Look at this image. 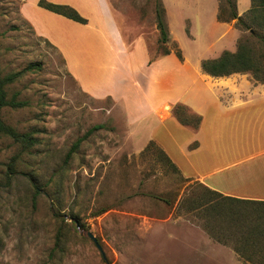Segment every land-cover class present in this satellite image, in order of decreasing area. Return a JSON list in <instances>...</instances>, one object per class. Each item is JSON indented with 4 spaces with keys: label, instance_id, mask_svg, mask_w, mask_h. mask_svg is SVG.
I'll return each instance as SVG.
<instances>
[{
    "label": "rangeland",
    "instance_id": "1",
    "mask_svg": "<svg viewBox=\"0 0 264 264\" xmlns=\"http://www.w3.org/2000/svg\"><path fill=\"white\" fill-rule=\"evenodd\" d=\"M48 1L80 2L83 12L75 9L88 18L92 34L106 39L99 33L106 25L100 22L105 15L101 0ZM236 1L239 9L250 3ZM161 3L168 46L180 48L187 65L182 69V61L172 52L162 56V65L156 69L167 73L165 89L169 98H175L192 84L196 68L201 72L199 56L211 58L224 49L234 51L245 33L232 22L216 21L211 8L217 12V0ZM105 4L125 42L141 35L149 55L159 50L154 0H105ZM52 15L60 21L57 14L39 6L38 0H0V73H20L8 84L7 96L24 102L20 107L5 106L1 116L17 132L35 139L24 148L0 135V264H247L231 247L208 235L203 218L176 209L186 186L199 180L179 181L173 173H165L152 153H143L148 142L134 144L124 116L109 97L99 99L81 90V83H101L107 72L125 63L139 69L140 57L119 54L114 42L107 44L110 50L114 48L112 55L107 58L104 53L100 61L90 48L71 46L69 70L63 53L38 33L59 31ZM222 32L225 36L216 38ZM33 62L39 67L26 68ZM203 114L201 136L205 140L211 121H229L233 115L224 117L212 107ZM97 124L102 127L84 137ZM229 124L233 127L224 129L222 122L217 123L214 136L234 137L222 141L226 146H239V127ZM188 135L185 129L175 132L182 151L196 146L192 141L184 145ZM79 137V146L67 158ZM166 144L169 154L183 166L177 145ZM31 179L41 186L38 194ZM150 195L168 197L171 204ZM87 232L96 237L100 248Z\"/></svg>",
    "mask_w": 264,
    "mask_h": 264
},
{
    "label": "crops",
    "instance_id": "2",
    "mask_svg": "<svg viewBox=\"0 0 264 264\" xmlns=\"http://www.w3.org/2000/svg\"><path fill=\"white\" fill-rule=\"evenodd\" d=\"M101 1L104 4L103 7L105 6V15L102 14L100 22H105L106 25H104L105 29L103 28V31L99 33L106 37L104 41L100 40L98 34H92L90 30L93 26L89 22L79 23L57 13L55 14L60 18L64 27L52 15L53 23H59L57 27L59 31L38 30L41 36H47L51 44L58 48L60 53H63L69 70L72 65L71 55L68 52L69 49L71 50V46H76V49L80 48V50L90 48L99 61L101 57L104 58V53L109 58L113 53L110 52L114 49L113 47H116L118 53L120 52L119 54L124 56L132 57L135 53V57H140L141 66L139 69L133 70L125 63L119 68H113L115 72L113 69L107 72L105 78L103 77L105 80L101 83L87 86L83 85L80 80L81 90L95 98L109 97L124 116L129 136L134 144L142 146L153 140L165 151L185 177L197 179L225 195L264 200V83L254 81L249 73L211 76L201 70L200 61L203 58L199 56L197 65L201 72L196 68L197 72L192 73V84H189L184 92L176 93L179 94L177 97L169 98L165 89L167 73L156 70L160 69L162 65V57L149 63L150 55L144 36L139 35L131 41L125 42L105 0ZM60 2L69 3L78 11L83 12L80 2L78 4L69 1ZM249 6L242 9L237 7L238 14H243ZM211 11L216 18L214 6ZM219 23L229 25L228 23ZM224 36V32H222L216 38ZM109 42L115 44L112 50L107 45ZM105 46L108 47L105 48ZM218 55L214 54L212 57ZM180 61H182V69L183 67L187 68L183 54ZM141 68L145 72L141 71ZM177 102L184 104L191 112L201 116V122L197 129L181 124L173 116L171 109ZM209 107L215 108L224 117L233 113L231 120L221 119L219 122L223 123L224 129L233 127L229 123L239 127V136H237V138L239 137V146L224 144L223 141H232L234 137L216 138L214 136L215 126L219 123L216 121H211V129L207 131L206 140L201 136L203 113ZM181 129L189 130V138L184 142V145L192 141L196 145L194 148L182 151V146L177 145L175 132ZM228 131L232 132V130ZM168 141L177 145V148L182 152L183 166L167 151L166 143Z\"/></svg>",
    "mask_w": 264,
    "mask_h": 264
},
{
    "label": "trees",
    "instance_id": "3",
    "mask_svg": "<svg viewBox=\"0 0 264 264\" xmlns=\"http://www.w3.org/2000/svg\"><path fill=\"white\" fill-rule=\"evenodd\" d=\"M154 1V22L158 33L159 50L149 56V63L172 52L182 59L180 48L168 46L169 30L165 19V9L161 0ZM217 1L216 20L223 23L232 22L235 28L245 34L238 38L234 51L224 49L216 57L203 58L200 61L201 70L215 77L227 76L232 73H249L254 81L264 83V0H250L249 8L241 15L237 12L236 0ZM38 5L76 22L87 23V19L68 4L38 0ZM37 67H39V63L33 62L26 68ZM19 75V72L0 73V135L9 136L27 148L35 141L31 134L17 132L1 116V110L5 106L20 107L24 104L23 101L7 96L8 84L12 83ZM171 110L173 116L181 124L193 129L199 127L201 116L191 112L184 104L177 102L173 104ZM101 127L102 124L94 125L86 131L84 137ZM81 140L82 137H79L72 144L67 158L71 152L77 149ZM145 152L152 153L155 160L161 162L165 173H173L179 181L188 180V177L180 172L165 151L153 140L146 144L143 149V153ZM30 184L34 187V192L38 194L41 186H38L33 179L30 180ZM150 196L166 205L171 204V199L168 197ZM176 209H184L187 213L195 212L197 216L203 218V225L208 235L231 247L237 256L247 264H264V200L225 195L201 181H197L194 186H186ZM104 210L103 208L99 209L96 214H100ZM61 235L62 232L59 231L56 243L61 239Z\"/></svg>",
    "mask_w": 264,
    "mask_h": 264
},
{
    "label": "water",
    "instance_id": "4",
    "mask_svg": "<svg viewBox=\"0 0 264 264\" xmlns=\"http://www.w3.org/2000/svg\"><path fill=\"white\" fill-rule=\"evenodd\" d=\"M87 236H88L90 239H92V241L95 243V245H96L98 248H100V246H99V244H98V242H97V239H96V237H95L94 235H92L90 232H87Z\"/></svg>",
    "mask_w": 264,
    "mask_h": 264
}]
</instances>
